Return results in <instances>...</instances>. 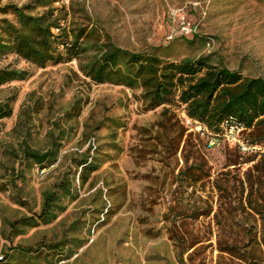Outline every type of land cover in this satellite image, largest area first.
I'll use <instances>...</instances> for the list:
<instances>
[{
    "label": "rangeland",
    "instance_id": "obj_1",
    "mask_svg": "<svg viewBox=\"0 0 264 264\" xmlns=\"http://www.w3.org/2000/svg\"><path fill=\"white\" fill-rule=\"evenodd\" d=\"M31 2L0 0V7ZM55 6L123 49L169 61L203 56L264 79V0H57ZM4 68L27 70L29 77L0 87V100L16 98L13 115L0 121V256L23 246L41 248V264H48L44 256L53 264H246L220 246L251 247L262 239V221L248 207L260 157L241 155L225 141L208 147L185 106L146 110L140 91L93 83L78 59L41 68L9 53L0 55ZM62 131L67 138L51 167L5 152L25 138L47 150L51 134ZM90 145L99 169L83 184L77 160ZM200 156L204 170H192L202 180L182 182L181 173ZM64 176L75 198L64 199L58 218L11 231L5 220L40 212L42 193ZM56 243L66 251L43 247ZM25 263L18 256L14 264Z\"/></svg>",
    "mask_w": 264,
    "mask_h": 264
},
{
    "label": "trees",
    "instance_id": "obj_2",
    "mask_svg": "<svg viewBox=\"0 0 264 264\" xmlns=\"http://www.w3.org/2000/svg\"><path fill=\"white\" fill-rule=\"evenodd\" d=\"M23 6L6 4L0 7V55L14 53L21 59L44 68L50 63L80 60L83 74L97 85L112 84L124 86L132 92L140 91V98L146 110L181 104L185 106L191 125L202 127L197 133L210 140H222L224 125L234 124L242 128L243 139L250 146H264V79L246 77L238 71H231L224 65H211L206 57L185 58L180 61L162 59L153 52H132L117 46L111 38L99 33L95 26L71 21L64 8L55 6L57 0H33ZM82 11V9H81ZM13 15L14 19H10ZM87 14L83 10V16ZM29 77L27 70L0 69V87L13 81ZM14 98L0 100V121L14 113ZM1 133V126H0ZM248 133L247 136H244ZM52 145L47 150L31 147L26 141L19 147L9 146L5 152L14 159L27 161L44 167L53 166L59 159V141L67 138L51 134ZM223 141V140H222ZM221 141V142H222ZM241 155L260 157L254 167L256 175H250L248 207L260 217L264 228V154L245 153L234 146ZM212 148V147H211ZM93 147L80 154L77 160L80 179L83 184L99 169ZM204 158L195 157V163L188 168L182 182L189 185L202 180L192 168L202 171ZM200 160V161H199ZM190 158H186L188 164ZM20 175V172H19ZM17 175V177H19ZM256 187V189H255ZM254 194L256 198L253 199ZM75 188L69 176H64L51 189L42 193V206L33 217L5 220L11 231L22 233L26 227H37L40 223H53L64 211V199L75 198ZM254 246L238 247L224 242L221 251L233 259L246 264H264V229L262 239ZM48 253L65 252L63 244H45ZM16 255L2 256L0 264H14L19 257L25 264H41V248L33 251L23 246L13 249ZM16 259V260H15ZM44 261L53 264L48 256ZM14 262V263H13Z\"/></svg>",
    "mask_w": 264,
    "mask_h": 264
},
{
    "label": "built area",
    "instance_id": "obj_3",
    "mask_svg": "<svg viewBox=\"0 0 264 264\" xmlns=\"http://www.w3.org/2000/svg\"><path fill=\"white\" fill-rule=\"evenodd\" d=\"M183 33H189V30L187 27L182 28ZM191 122V120L189 119ZM200 128L202 130L201 126H197L196 129ZM243 129L238 127L234 124H226L224 125V132L222 135V140L227 142L228 144L232 146H239L240 149L245 153H261L264 154V146H250L245 143L243 139L242 134ZM221 140V141H222ZM220 140L213 138L210 140L209 144L210 147H215L216 145H220ZM3 257L0 256V260H2Z\"/></svg>",
    "mask_w": 264,
    "mask_h": 264
}]
</instances>
